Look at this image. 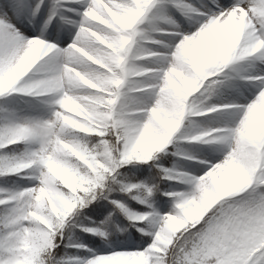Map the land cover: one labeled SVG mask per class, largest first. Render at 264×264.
<instances>
[{
  "label": "snow or ice",
  "instance_id": "6c2138e0",
  "mask_svg": "<svg viewBox=\"0 0 264 264\" xmlns=\"http://www.w3.org/2000/svg\"><path fill=\"white\" fill-rule=\"evenodd\" d=\"M0 264H264V0H0Z\"/></svg>",
  "mask_w": 264,
  "mask_h": 264
}]
</instances>
